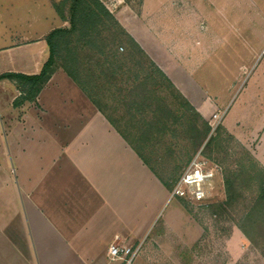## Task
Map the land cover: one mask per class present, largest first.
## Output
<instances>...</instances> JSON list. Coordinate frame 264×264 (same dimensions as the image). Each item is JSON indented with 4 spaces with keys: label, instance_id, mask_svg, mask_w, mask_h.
<instances>
[{
    "label": "crops",
    "instance_id": "obj_1",
    "mask_svg": "<svg viewBox=\"0 0 264 264\" xmlns=\"http://www.w3.org/2000/svg\"><path fill=\"white\" fill-rule=\"evenodd\" d=\"M60 1L0 0V75L39 73L46 36L67 26L54 7ZM101 1L194 108L206 120L223 114L221 125L264 167V88H241L230 106L232 97L221 101L190 82L184 61L198 39L190 50L166 42L149 26L145 0L134 16L129 5ZM20 94L14 81L0 80V264L116 263L109 246L141 242L169 198L128 142L138 138V117L111 94L100 110L61 67L35 101L15 107Z\"/></svg>",
    "mask_w": 264,
    "mask_h": 264
},
{
    "label": "trees",
    "instance_id": "obj_2",
    "mask_svg": "<svg viewBox=\"0 0 264 264\" xmlns=\"http://www.w3.org/2000/svg\"><path fill=\"white\" fill-rule=\"evenodd\" d=\"M68 6V16L65 8ZM67 26L53 29L45 38L48 58L39 73L26 75L7 72L21 90L13 105L35 101L54 71L61 67L101 110L102 98L111 94L130 109L137 140L128 142L150 170L171 191L184 168L177 165L161 176L142 151L158 136L185 134L191 154L202 147V154L216 163H225V200L212 201L208 208L217 223L230 221L238 226L264 255V167L228 132L223 125L213 131L209 122L194 108L168 76L148 57L141 46L118 22L101 0H62L54 4ZM127 46L124 53L119 51ZM112 87V88H111ZM127 139V134L122 132ZM240 152H230V144ZM192 158L187 156V163Z\"/></svg>",
    "mask_w": 264,
    "mask_h": 264
},
{
    "label": "rangeland",
    "instance_id": "obj_3",
    "mask_svg": "<svg viewBox=\"0 0 264 264\" xmlns=\"http://www.w3.org/2000/svg\"><path fill=\"white\" fill-rule=\"evenodd\" d=\"M104 1L113 8L129 5L125 10L134 16L141 13L143 0ZM174 1L145 0V16L150 17L152 29L160 28L168 43H180L190 50L196 39L200 41L197 50L193 45L192 58L184 61L193 86L213 90L221 101L232 97L230 106L239 101L241 88H264V0H185L181 7ZM126 49L123 45L119 51ZM135 145L143 148L164 178L177 165L185 168L187 156L196 154H191L181 131L177 137L170 133L158 136L145 148L139 142ZM229 150L240 152L235 143ZM219 165L223 178L226 165ZM223 200V181L218 179L210 202ZM207 205L168 198L142 241L132 245L137 252L130 264H264L262 249L237 224L241 215L217 223Z\"/></svg>",
    "mask_w": 264,
    "mask_h": 264
},
{
    "label": "built area",
    "instance_id": "obj_4",
    "mask_svg": "<svg viewBox=\"0 0 264 264\" xmlns=\"http://www.w3.org/2000/svg\"><path fill=\"white\" fill-rule=\"evenodd\" d=\"M223 114L212 115L209 124L212 131L220 124ZM221 166L208 159L199 150L186 165L183 172L169 192V198L182 199L192 204L204 205L213 198L215 182L219 179L222 183ZM137 252L132 246L111 244L108 256L111 261H122L130 264Z\"/></svg>",
    "mask_w": 264,
    "mask_h": 264
}]
</instances>
